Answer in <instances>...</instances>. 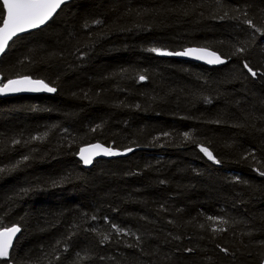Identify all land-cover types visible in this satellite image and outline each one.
<instances>
[{
    "label": "trees",
    "instance_id": "obj_1",
    "mask_svg": "<svg viewBox=\"0 0 264 264\" xmlns=\"http://www.w3.org/2000/svg\"><path fill=\"white\" fill-rule=\"evenodd\" d=\"M236 7L264 16V0H72L10 44L4 82L30 75L57 89L0 97V223L21 228L11 264L264 263V77L242 66L264 70V35L219 18ZM233 45L248 51L227 59ZM189 47L227 62L149 50ZM93 143L133 151L85 168L77 155Z\"/></svg>",
    "mask_w": 264,
    "mask_h": 264
},
{
    "label": "snow or ice",
    "instance_id": "obj_2",
    "mask_svg": "<svg viewBox=\"0 0 264 264\" xmlns=\"http://www.w3.org/2000/svg\"><path fill=\"white\" fill-rule=\"evenodd\" d=\"M217 4H221V0H216ZM67 3V0H0V55H3L6 49L9 47V42L13 40L14 37L18 36L21 33L28 32L40 28L42 25H45L53 16L57 13V10L61 8V5ZM234 12L239 13V15L229 17L228 11H224L223 15L219 18L221 20L225 18H231L238 20L241 24L247 25V28L252 30V33H261L264 35V16L261 17L260 23H256L255 18H249V12L246 9H241L236 7L233 9ZM264 13V10H262ZM93 24H102V20H94ZM85 27H89L88 24H85ZM235 51L228 56L227 59H231L232 56L244 54L248 51L247 45L235 46ZM150 51L158 53L165 56H183V57H194L197 60H204L208 64L218 65L224 64L227 62L226 59H223L215 51H209L207 47H198V48H186L182 51H167L159 48H151ZM83 55V53H81ZM243 69L247 71L252 78L264 77V70H261V67L254 68L251 65V62L244 58L242 59ZM264 67V66H262ZM4 77L0 76V94L7 93H18V92H41L46 91L49 93H55L57 89L50 86L49 83H46L43 79H33L30 75H21L17 74L15 79H7L4 82ZM147 77L144 75L139 76L140 81L146 80ZM206 102L211 103V100ZM139 108V105H136ZM215 123H220L221 121H214ZM237 126V125H233ZM100 125H97L96 128H93L92 131H96ZM67 131V129H65ZM163 136H169V133H163ZM186 140L191 139V134L188 132L183 133ZM43 137H34L33 139H42ZM15 143H20V141H15ZM201 152L207 156L209 160L219 164L220 161L213 155V152L209 150L208 147L199 144L198 145ZM132 148H128L126 151H132ZM120 155L122 153L113 150L110 147H104L100 143L91 144L88 147H82L79 150V155L81 160L85 165L91 164L93 157L96 155ZM248 156H251L255 159L253 152L247 153L243 158L247 159ZM25 160L28 159L27 156L24 157ZM259 175L264 176V170L259 168L255 169ZM4 171V169H0ZM165 183V181H161ZM96 219V217H93ZM208 221H211L212 231L213 232H223L226 231L225 228L219 227L218 225L227 224L228 221L224 220L221 217L208 216ZM105 222H108V218L105 217ZM111 229H113L117 235L127 234L125 230L119 227L116 224H110ZM201 227H204L201 225ZM21 231V228L13 224L12 226H6L0 223V260L8 261V264H11L10 261V249L13 247V239L16 237V234ZM93 232L97 230L92 229ZM110 239L109 235H104L101 243H104ZM258 244L261 247H264V240L258 241ZM219 247V245H218ZM187 252H192L193 249H185ZM221 251L228 254L227 248H221ZM79 256V254H77ZM59 259V257H56Z\"/></svg>",
    "mask_w": 264,
    "mask_h": 264
},
{
    "label": "water",
    "instance_id": "obj_3",
    "mask_svg": "<svg viewBox=\"0 0 264 264\" xmlns=\"http://www.w3.org/2000/svg\"><path fill=\"white\" fill-rule=\"evenodd\" d=\"M72 0H67V3H69V2H71ZM67 3H65V4H63V5H61V8L64 6V5H66ZM60 8V9H61ZM60 9H58L57 10V13L60 11ZM56 13V14H57ZM55 14V15H56ZM55 15L53 16V18L55 17ZM52 18V19H53ZM51 19V20H52ZM51 20H49L45 25H42L41 27H45ZM37 30H39V28H37V29H34V30H30V31H28V32H25V33H21V34H19L18 36H16V37H14L13 38V40L12 41H10L9 42V46H10V44L17 38V37H19V36H22V35H25V34H29V33H32V32H34V31H37ZM189 48H198V47H189ZM8 49V48H7ZM7 49H6V51H7ZM208 50L209 51H213V50H211V49H209L208 48ZM6 51H5V53H6ZM182 51V50H181ZM4 53V54H5ZM4 54L3 55H0V60H1V58L4 56ZM218 54V53H217ZM219 55V54H218ZM175 58H178V59H181V60H186V61H192V62H196V63H200V64H204V65H208V66H219V65H221V64H218V65H212V64H208L206 61H204V60H197V59H195L194 57H183V56H175ZM0 76H2L1 74H0ZM15 79V78H14ZM34 79V78H33ZM6 82V81H5ZM42 94H46V95H53V94H55V93H49V92H46V91H41V92H27V91H24V92H18V93H7V94H0V97H13V96H23V95H42ZM93 144H95V143H93ZM100 144H102V143H100ZM89 145H91V144H88V145H84L83 147H88ZM104 147H110V148H112L113 150H115V151H118V152H120V153H122V154H120V155H111V156H109V155H104L103 153H101L100 155H96V156H94L93 157V160H92V163L91 164H88V165H85L84 164V162L81 160V158H80V155L78 154L77 155V159L82 163V165H83V167H85V168H91L93 165H94V163H95V161H97V160H100V159H114V158H121V157H125V156H127V155H129L132 151H130V152H128V151H122V150H119V149H115V148H113V147H111V146H107V145H104V144H102ZM19 234H20V232L19 233H17L16 234V237L13 239V246H14V243H15V241H16V239L18 238V236H19ZM13 248V247H12ZM11 248V249H12ZM11 249H10V252H11ZM264 264V263H263Z\"/></svg>",
    "mask_w": 264,
    "mask_h": 264
},
{
    "label": "bare ground",
    "instance_id": "obj_4",
    "mask_svg": "<svg viewBox=\"0 0 264 264\" xmlns=\"http://www.w3.org/2000/svg\"><path fill=\"white\" fill-rule=\"evenodd\" d=\"M41 28H43V27H40L39 29H41ZM15 244V243H14ZM12 250V249H11ZM11 253V252H10Z\"/></svg>",
    "mask_w": 264,
    "mask_h": 264
}]
</instances>
